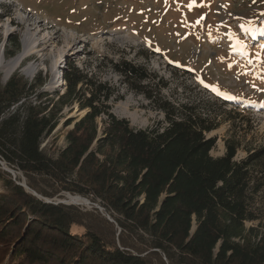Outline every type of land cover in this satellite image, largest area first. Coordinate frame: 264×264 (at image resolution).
<instances>
[{"label": "trees", "instance_id": "obj_1", "mask_svg": "<svg viewBox=\"0 0 264 264\" xmlns=\"http://www.w3.org/2000/svg\"><path fill=\"white\" fill-rule=\"evenodd\" d=\"M114 68L127 80L150 77L131 64ZM64 80L66 92L48 98L42 73L33 82L15 73L4 84L0 75L1 160L17 165L43 198L65 192L101 201L114 222L46 203L0 169V264H264V147L236 162L238 144L227 141L225 155L214 158L217 140L206 134L219 128L218 117L160 102L166 125L139 130L111 114L106 83L71 62ZM76 104L87 114L58 157H47L43 139Z\"/></svg>", "mask_w": 264, "mask_h": 264}, {"label": "rangeland", "instance_id": "obj_2", "mask_svg": "<svg viewBox=\"0 0 264 264\" xmlns=\"http://www.w3.org/2000/svg\"><path fill=\"white\" fill-rule=\"evenodd\" d=\"M192 3L193 0H0V51L6 61H11L22 51L24 35L32 30L42 44L13 74L33 82L42 73L46 83L40 92L48 93V98L61 95V90L55 91L54 74L68 59L75 67L83 68L88 77L111 87V114L128 120L136 129L166 125L160 102L175 106L189 103L202 115L218 117L219 128L206 134L208 139L217 140L211 155L224 156L226 142L233 141L238 144L235 161L241 162L264 147V0H195L189 8ZM18 15L23 22L16 20ZM4 24L9 26L8 32ZM245 27L255 31H245ZM229 33L246 44L247 56L233 51ZM119 36L121 40H117ZM116 63L141 67L150 77L142 82L127 80L114 68ZM30 65L37 70L29 75L26 67ZM0 75L3 84L10 79L2 72ZM214 87L236 99L218 95ZM87 112L78 104L63 109L58 127L42 141L41 150L47 157L56 159L67 147L66 134ZM103 119L98 120L100 135ZM68 120L74 122L66 127ZM0 169L17 184H27L18 166H10L1 157ZM69 197L87 200L88 204L77 201L76 206L114 222L112 212L105 211L101 201L65 192L48 200L68 203ZM257 225L247 223L248 228ZM137 235L145 242L151 240L142 231Z\"/></svg>", "mask_w": 264, "mask_h": 264}, {"label": "bare ground", "instance_id": "obj_3", "mask_svg": "<svg viewBox=\"0 0 264 264\" xmlns=\"http://www.w3.org/2000/svg\"><path fill=\"white\" fill-rule=\"evenodd\" d=\"M16 20L20 21V22H23V17H21L20 15H18L16 17ZM13 21V20H12ZM3 29H5L6 32L9 31V26L7 24H4L2 25ZM1 27V28H2ZM112 36H115V34H112ZM118 38L117 40H121L122 37L119 36V37H116ZM131 38L130 40H132V42H138V39L135 38V37H129ZM104 40H106L105 38L102 39V41L104 42ZM23 48H22V51H20L19 54H17V56L12 59L11 61H6L5 60V57H4V54L2 55L3 52L0 51V72L4 73L5 77L6 78H10L14 72H16L24 63V61H26V59L30 56H32L34 53H36V49L40 47V45L42 44V40L40 42L39 39H37V36L36 34H32V30L31 31H28L24 37H23ZM37 68L34 66V65H30V66H27L26 67V72L27 74H34L36 72ZM60 73L59 71H57L56 73V77L53 81L55 87L57 84V79H58V76L57 74ZM60 77V76H59ZM69 201L68 204H79L77 203L78 202H81V203H85V204H88V201L87 200H84L82 198H78V197H69Z\"/></svg>", "mask_w": 264, "mask_h": 264}, {"label": "built area", "instance_id": "obj_4", "mask_svg": "<svg viewBox=\"0 0 264 264\" xmlns=\"http://www.w3.org/2000/svg\"><path fill=\"white\" fill-rule=\"evenodd\" d=\"M67 63H68V59L62 61L60 63V65L57 67V71H59L60 73L57 74L58 79H57V89L55 90L56 92L58 90H61L60 94H64L66 92L67 89V85L66 82L64 80V72L67 68ZM82 72H84L83 68H79ZM56 71V72H57ZM60 76V77H59ZM56 77V73L54 74V79ZM91 78V76H89ZM43 89V88H42ZM29 101V99L27 98H23L17 105L13 106L8 113L6 114V116H10L13 113H15L20 107H22L24 104H26ZM30 102L33 103V105H37V98L35 96L30 97Z\"/></svg>", "mask_w": 264, "mask_h": 264}, {"label": "snow or ice", "instance_id": "obj_5", "mask_svg": "<svg viewBox=\"0 0 264 264\" xmlns=\"http://www.w3.org/2000/svg\"><path fill=\"white\" fill-rule=\"evenodd\" d=\"M194 3H195V0H193V3L189 4L188 7L191 8ZM196 23L199 24L200 21L198 20ZM242 27H244V26H242ZM244 30L245 31H253V32L255 31V29L248 28V27H245ZM262 31H264V30H262ZM228 35H229V38L234 41V43H233V51H238L241 55L247 56L248 55V51H247L246 44H244L240 39H238L234 33H229ZM257 56H259V53H257ZM248 62L251 63L252 61L249 60ZM213 91H216L218 95H222L226 99H236V97H234V96H231V95H229L227 93L220 92L215 87L213 88Z\"/></svg>", "mask_w": 264, "mask_h": 264}, {"label": "water", "instance_id": "obj_6", "mask_svg": "<svg viewBox=\"0 0 264 264\" xmlns=\"http://www.w3.org/2000/svg\"><path fill=\"white\" fill-rule=\"evenodd\" d=\"M86 115V114H85ZM85 115H82V118L85 116ZM20 186H22L23 188H25L28 192H32L29 188V186L25 183V184H18ZM32 194L36 197H38L39 199H44L46 203H52L51 201H49L48 199L46 198H43L41 195H39L37 192L33 191ZM62 204H68V203H64L62 202ZM68 205H71V204H68Z\"/></svg>", "mask_w": 264, "mask_h": 264}]
</instances>
